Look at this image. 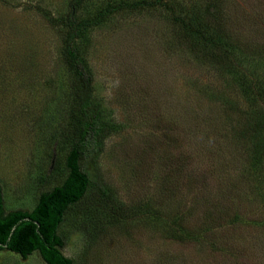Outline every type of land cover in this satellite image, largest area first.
Here are the masks:
<instances>
[{
    "label": "rangeland",
    "instance_id": "obj_1",
    "mask_svg": "<svg viewBox=\"0 0 264 264\" xmlns=\"http://www.w3.org/2000/svg\"><path fill=\"white\" fill-rule=\"evenodd\" d=\"M122 0H88L80 17ZM169 1V2H168ZM210 0H167L176 11ZM70 0H0V184L7 211L30 210L67 170L75 77L61 16ZM226 30L264 50V0H219ZM164 6L121 10L78 46L96 100L111 109L98 165L122 209L94 192L61 227L76 264H264V167L249 172L233 119L243 101L226 72L190 50ZM63 115L57 110L62 97ZM229 97L233 107L223 99ZM68 110V109H67ZM240 118V117H239ZM180 223L188 233L179 236ZM82 235V240L80 236ZM0 264H47L0 251Z\"/></svg>",
    "mask_w": 264,
    "mask_h": 264
},
{
    "label": "trees",
    "instance_id": "obj_2",
    "mask_svg": "<svg viewBox=\"0 0 264 264\" xmlns=\"http://www.w3.org/2000/svg\"><path fill=\"white\" fill-rule=\"evenodd\" d=\"M87 1L70 0L69 9L61 16L38 7L52 24L66 28V62L77 82L73 104L64 109L69 113V126L63 136L69 144L65 158L66 176L59 185L42 191L30 210L7 211L0 184V251L6 249L24 258L38 253L47 264H76L64 253L68 238L62 234L61 227L91 192L99 196L100 202L87 205L89 210L101 204L123 210L98 165L106 138L118 131V126L111 109L96 100L94 73L78 46V41L85 38L93 27L115 12L157 6L169 9L190 50L201 61L206 60L214 68L226 72L223 76L226 82L239 92L243 107L238 109L240 118L231 117L232 122H236L234 137L244 143L249 172L256 173L264 167V50L251 46L244 48L230 35L219 0L193 4L178 11L167 0H122L106 4L93 16L80 17L79 12ZM60 100L59 117L64 114L62 108L68 103V96ZM223 103L233 107L229 97L223 99ZM179 226V236H185L188 231L181 223Z\"/></svg>",
    "mask_w": 264,
    "mask_h": 264
},
{
    "label": "clouds",
    "instance_id": "obj_3",
    "mask_svg": "<svg viewBox=\"0 0 264 264\" xmlns=\"http://www.w3.org/2000/svg\"><path fill=\"white\" fill-rule=\"evenodd\" d=\"M80 239L82 240V235L80 236ZM67 247V246H66ZM69 258H70V255H69Z\"/></svg>",
    "mask_w": 264,
    "mask_h": 264
}]
</instances>
